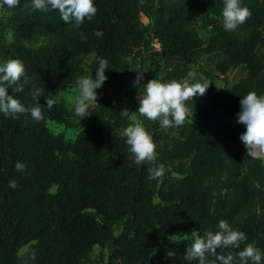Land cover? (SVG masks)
<instances>
[{
  "label": "trees",
  "instance_id": "16d2710c",
  "mask_svg": "<svg viewBox=\"0 0 264 264\" xmlns=\"http://www.w3.org/2000/svg\"><path fill=\"white\" fill-rule=\"evenodd\" d=\"M94 3L97 14L79 27L65 24L57 10H34L32 0L3 6L9 14L0 21V65L19 60L29 77L22 92L8 93L31 108L38 103L32 93L42 89L44 119L0 112V264H92L96 245L108 252L102 264H199L185 259L186 249L205 230L219 231L220 220L247 236L240 248L226 252L236 256L251 243L264 254V161L247 157L240 139L246 128L238 123L242 97L264 95V0H242L252 15L235 31L223 27V0ZM198 18L209 28L205 41ZM148 53L158 61L164 83H212L210 72L192 69L201 54L214 61L217 72L240 67L244 76L218 89L210 85L201 98L211 110L197 99L187 101L196 123L162 128L137 112L141 87L152 79L146 74L140 87L133 84ZM88 55L90 77L104 58L107 80L97 89L90 116L74 119L52 92L84 77ZM47 96L55 101L51 109ZM48 121L76 125L78 131L68 139L64 132L54 134ZM132 123H141L156 143L157 163L166 169L162 183L148 179L150 165L133 162L122 135ZM17 162L26 169L16 171Z\"/></svg>",
  "mask_w": 264,
  "mask_h": 264
},
{
  "label": "clouds",
  "instance_id": "9594fccd",
  "mask_svg": "<svg viewBox=\"0 0 264 264\" xmlns=\"http://www.w3.org/2000/svg\"><path fill=\"white\" fill-rule=\"evenodd\" d=\"M223 2V27L226 30L235 31L251 18L252 13L248 7L242 4V0H223ZM20 4L21 0H0V6L8 8H16ZM32 7L34 10L45 12L57 10L65 24L74 22L77 27L82 25L85 20L91 21L98 12L94 0H32ZM94 34L97 37L103 35L102 30H97ZM80 35L81 39L86 42L87 36H84L83 33ZM106 69H108L107 61L100 58L95 78L80 77L76 80L79 95L76 98L74 111L78 117L83 119L89 117L90 105L98 104L97 89L102 88L107 80ZM142 80L143 74L137 73L134 86L140 85ZM28 82L29 77L21 61L10 59L0 65V112L15 119H19L21 115L27 113L39 122L44 119L39 103L43 96L42 89L36 88L32 93L33 99L38 103L31 108L26 107L20 100L8 93L9 88L13 92H22L24 85ZM211 84L207 80H204L203 83H189L187 79L164 83L159 79H152L141 87L144 89V94L138 95L137 112L150 121H158L162 128L183 126L191 116V109L186 102L194 101L197 96H204ZM45 102L49 109L55 103L48 96L45 98ZM240 109L238 123L246 128L240 139L246 148L247 157L264 161V95H258L254 91L249 92L242 97ZM121 114L127 115V109ZM122 135L126 137L129 151L134 158L133 162L136 165H150L147 169L148 179H158L162 183L166 169L163 164L157 163V145L145 127L141 123L129 124ZM25 169V164L21 162L15 164L16 171L20 172ZM175 177L182 178L178 173L175 174ZM9 186L15 189L16 181L11 180ZM218 228L219 231L205 230L203 237H196L194 243L187 247L185 259L198 261L199 264H261L264 254L251 243L246 244L236 256L231 251H225L230 248H240L241 243L247 240L245 233L233 230L225 220L219 221ZM174 237L170 236L169 239L172 240ZM209 256L213 259H209Z\"/></svg>",
  "mask_w": 264,
  "mask_h": 264
},
{
  "label": "rangeland",
  "instance_id": "374dc122",
  "mask_svg": "<svg viewBox=\"0 0 264 264\" xmlns=\"http://www.w3.org/2000/svg\"><path fill=\"white\" fill-rule=\"evenodd\" d=\"M8 14H9L8 11H6L3 6H0V21H5ZM140 19L144 24L148 23V17L146 15L141 14ZM196 27H197V31L199 35L205 41L209 34V28H204L201 26L200 18H198L197 20ZM4 32H5V39L10 40L11 36H10V32L7 27H4ZM92 59H93L92 55H88L84 57V67H85L84 77H90L89 63L92 61ZM158 67H159V63L156 60V58L153 57L149 53L145 54V56L141 59V74H143V80L140 85L134 86L133 84V87L134 88L140 87L144 81L146 74L150 75L151 79L160 80V74L158 71ZM196 68L206 70L213 75L212 85L215 89H218L225 85H230L244 76V70L240 67L231 68L225 73L217 72L215 70L214 61L206 54H201L199 58L196 60V62L192 65L193 70ZM191 73L192 75H194V71H191ZM78 95H79V90H78L77 85L68 87L64 90H56L52 92L53 98L58 102H62L67 108V110L69 111L70 117L74 119L78 118V116L75 114V111H74L76 98ZM195 99H197V101L203 104L204 106L208 107L210 110L212 109L203 103L201 96H197ZM92 106H94V104L90 105L89 108H91ZM190 109H191V116L189 117L188 120L191 123H196L198 121L197 113L192 108ZM47 124L50 130L54 134L59 133V132H64L65 136L68 139H73L78 131V127H76V125L66 126L62 123H58L55 121H48ZM54 189L55 188L53 186L52 190ZM176 234L177 236H182V237H187V236L192 235V234H181L178 231L176 232ZM169 235L172 236L171 234ZM24 250H25V246L20 249V254ZM107 254L108 252L106 248H102L98 245L94 246L93 250L90 253L91 263L92 264H102L103 262L107 260Z\"/></svg>",
  "mask_w": 264,
  "mask_h": 264
},
{
  "label": "built area",
  "instance_id": "2783aa9c",
  "mask_svg": "<svg viewBox=\"0 0 264 264\" xmlns=\"http://www.w3.org/2000/svg\"><path fill=\"white\" fill-rule=\"evenodd\" d=\"M151 45H152V47H153L154 49H158V48H159V43H158V41H157L155 38H153V39L151 40Z\"/></svg>",
  "mask_w": 264,
  "mask_h": 264
}]
</instances>
